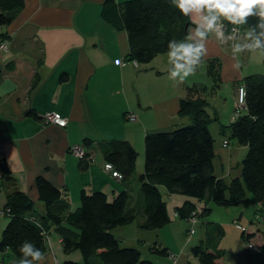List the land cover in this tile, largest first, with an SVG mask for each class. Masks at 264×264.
<instances>
[{"label":"crops","instance_id":"0c3cea01","mask_svg":"<svg viewBox=\"0 0 264 264\" xmlns=\"http://www.w3.org/2000/svg\"><path fill=\"white\" fill-rule=\"evenodd\" d=\"M115 1L121 3L124 0ZM102 2L103 0H23V8L15 15L12 23L0 28V41L7 43L5 49H0V159H4L10 174L15 177L16 186L32 198L40 211L44 207L36 193V177L42 175L52 185L65 189L72 209V205L78 203L82 189H100L110 195L111 192H119L124 188L121 181L104 171L103 165L106 162L96 148L98 142L123 139L142 151L145 133L170 131L184 126L181 124L191 123L189 116H180L177 112L179 101L186 96V88L190 86L186 85L185 88L183 83L177 86V82L171 79L170 85L164 86L161 82L164 72L158 67L145 68V65L142 68L141 64L134 67L127 59L129 47L126 32L112 27L101 17ZM194 21L189 17L191 24L187 28V35L198 23L195 19ZM240 30L242 33L245 31L242 27ZM193 41H196L195 38ZM230 43L229 48L232 47V42ZM206 46V58H217L221 62L222 82H235L238 87L242 80L239 76L241 71L237 70L235 57L229 55L230 50L224 54L218 48L222 46L213 40ZM160 54L163 55L154 64H159L160 67L169 64L171 71L172 64L168 62L167 52ZM116 59L123 61L124 65L117 64ZM153 60L154 58L151 61ZM63 73L67 77L65 79L64 75L61 80ZM208 81L202 82L205 84ZM191 85L197 86L198 94L203 98L205 90L198 87L199 83ZM31 110L32 114L29 113ZM50 112L66 118V125L59 128L52 123L45 124L40 117ZM129 112L136 114L135 121L126 119ZM85 138L91 139L92 144L82 149L80 146ZM74 146L91 153L93 162L84 170L80 169L77 157L70 153ZM242 147H237L236 151ZM238 152L243 154V150ZM140 157H143L142 153ZM235 161L228 162L225 176L231 175L232 169L237 167ZM137 162L140 164L138 167L143 170V158H138ZM220 166L223 175L224 167ZM233 173L238 174L239 169ZM1 178L0 171V210H3L6 198ZM132 186L135 190L138 184ZM159 190L165 196L163 199L167 203V211L169 204H173V213L174 207L181 204L184 198L169 195L162 187ZM200 205L201 202L198 206ZM259 206L261 207L256 200L247 196L239 205L223 208L227 214L223 220L216 218L200 221V218H196V221L190 222L177 220L174 216L186 234L190 228L193 229L190 237L180 236L179 240L174 228L179 240L174 245L167 243L163 236L160 239L161 230L143 235L145 237L146 234H151L150 240L141 235L140 237L148 243L157 239L162 247L170 251L179 249L177 264H190V257L185 256V250L196 234L195 226L200 230L198 243H201L206 236L207 222L213 221L226 227H223V237L217 244L224 252L220 264H262L264 252L251 251L233 226L234 220L239 221L249 232L256 233L251 243L256 246L262 244L264 208L258 213L259 219H255ZM215 207L221 208L212 206L211 214L216 210ZM246 220L251 224L249 227L243 224ZM7 221L5 214L0 213V230ZM173 223L175 221L171 220L168 226ZM228 227L232 230L231 237L227 236ZM168 230L175 238L173 229ZM55 232L52 230L47 236L43 264H57L68 257L78 260L77 253L68 256L63 254L57 232L53 238ZM116 238L120 240L123 237ZM15 260L18 259L8 250H0V264H13Z\"/></svg>","mask_w":264,"mask_h":264},{"label":"trees","instance_id":"16d2710c","mask_svg":"<svg viewBox=\"0 0 264 264\" xmlns=\"http://www.w3.org/2000/svg\"><path fill=\"white\" fill-rule=\"evenodd\" d=\"M22 6L23 0H0V28L11 24ZM100 14L109 25L126 32L127 59L141 65H146L159 53L168 52L169 40L183 41L187 35L183 32L189 17L182 16L170 0H124L121 3L103 0ZM258 21V17H250L248 24L241 27L246 30L252 26L254 34H258L260 29L254 27ZM262 61L264 64V58ZM207 66L209 76L220 80L218 59L209 60ZM64 75L66 79L63 73L61 80ZM238 87L240 92L241 89L244 92L243 97L239 93L244 111L230 120L227 126H221L220 132L228 129L230 138L245 146L246 152L234 167L239 169V173L229 180L223 175H215L213 160L216 155L209 124L217 118L209 114L206 109L208 101L198 94L195 85L186 88V96L180 99L177 111L180 116H189L191 123L170 131L144 134L143 170L136 179L139 186L135 190L130 180L135 172L137 152L123 139L101 141L96 148L106 162L103 169L107 164L111 166L104 171L121 181L124 188L110 195L100 189H82L76 209H71L65 189L57 188L41 175L34 180L38 200L44 207L40 211L32 198L16 186L15 177L1 158V187L6 203L0 213L5 214L8 221L0 230V250H8L19 259L22 255L19 249L28 241L45 254L47 236L53 230L60 237L63 254L77 253L80 257L79 261L68 257L57 264H155L142 259L137 248L121 247L120 240L111 231L130 225L137 218L140 220L137 226L142 231L166 227L172 219L160 187L169 195L184 198L173 210L174 216L180 220L208 217L212 206H237L247 196L261 205L255 216L259 219L258 213L264 208V74L251 73L242 78ZM222 141L229 147L228 140ZM91 144L92 140L85 138L80 147L85 149ZM77 159L81 170L93 162L91 153L86 150ZM37 223L42 227H37ZM233 226L245 244L264 252V235L262 244L256 246L251 243L255 232H249L236 220ZM223 231L219 223L207 222L204 240L190 249L198 264H220L224 252L217 244L223 237ZM158 242L156 239L150 244V253L156 257H168L172 251Z\"/></svg>","mask_w":264,"mask_h":264},{"label":"rangeland","instance_id":"374dc122","mask_svg":"<svg viewBox=\"0 0 264 264\" xmlns=\"http://www.w3.org/2000/svg\"><path fill=\"white\" fill-rule=\"evenodd\" d=\"M193 19H195L198 23L200 22L199 17H197V16H194ZM195 27H193V28H195ZM233 28H234L233 25L225 22L224 37L220 41H216L214 39V34H210L208 37V41L213 40L214 43L217 42L218 44H220L222 46V47L218 46V48L221 52L223 51V53H224V52L230 50L229 55L233 56L231 48L228 47V43L231 44L230 42H232V45H233L236 42H239V43L249 42V41H245L242 39L243 33L240 30L241 27H239V31H237L236 29H233ZM233 31L235 32L234 33L235 36L233 34ZM229 35H232L233 38L229 39L228 38ZM227 41H229V42H227ZM226 42H227V44H226ZM205 43L207 44L208 42L206 41ZM226 53H228V52H226ZM161 55H163V54H160L159 57H157V58L155 57L156 59L154 58V60L149 62L148 64H146V66L142 65V68L144 66H145V68L146 67L147 68L148 67H158L161 70V72H164L161 82H163L164 86L168 87L170 85V82H169L170 79H169V73H167V72H170L169 69H170L171 65L167 64V65L160 67L159 64H154V62L156 60L160 59ZM236 55L237 56H234L235 57L234 59L237 61L236 63L240 67V68L239 67L237 68V70L241 71V74H239L240 80L243 77L250 75L251 73H256V74L262 73V74H264V64H263L262 58L254 55V54L248 53L247 51L242 52V53H237ZM204 59H205V63L202 65V67L197 69V72L194 76L188 77L187 80L185 82H183V84H184L185 88L187 86H190V87L194 86V85H191L194 82H196L197 84L199 83L200 86L204 85L201 87H204V89H205V91L203 92L204 93L203 98H204V100L208 101V105H207L206 109L211 116H216V118H217V120H213L209 124L210 133L212 134V137L214 139V143H213L214 147H215L214 150H215L216 155H217L213 160V165L215 167L214 172H215L216 176H221V169H220L221 166L220 165H222L224 167V169L222 170L223 177H225L226 179H231L232 176L236 175L233 172H236L237 169H235V168L232 169V172H231L232 174L229 176V178L224 176V173L226 172V167H228L227 166L228 162L229 161H235V160H236L235 162H241L242 158L245 155L246 148H245V146L242 145L243 146L242 147L238 143H236V141L233 138H230V132L228 129H225L223 131L224 134L221 133L220 130H221V126H227L229 124L230 120H232L237 114L243 113V111H244L241 107V103L240 104L238 103V101H239L238 96L240 93V91H239L240 87H236L237 85H235L236 84L235 82L234 83L233 82L226 83L224 81L222 82L221 77H220V70H221L222 65H221V62L219 60H218V62H219L220 68H219L218 72H219L220 80L219 79L213 80V78L211 76H209V74H208L209 66H207L208 61L213 59V58L207 59L205 57ZM171 71H172V69H171ZM227 78L228 77H224V79H227ZM163 79H164V81H163ZM203 80H209L208 81L209 83L206 82L204 84L202 82ZM180 84L181 83H177V86H179ZM190 87H187V88H190ZM185 124H181V125H185ZM223 139L228 140V143H230L228 148H227V146L224 147L223 144L221 143V140H223ZM143 143H144V139L142 140V147H143ZM237 147L243 148V149L240 148V150H238L240 152H242V150H243L242 155H241V153L239 154V152L236 151ZM225 148H227V149H225ZM135 150L137 152V158L142 159V157H140V156H141V153L143 155L144 147H143L142 151L137 150V148H135ZM76 152H77L76 150L72 151L70 149V153L72 155H74V153L76 154ZM138 166H140V164H138V162L136 161V166L134 169L135 172L133 173L130 181L132 184H138V186H139V182L136 179H137L138 175L142 173V170ZM67 197H68V195H67ZM166 201H168L167 196H166ZM68 203H69V205H71L70 201H69V197H68ZM76 205H77V203L73 204L72 209H76V207H77ZM172 205L173 204H171V203L169 204L168 212L171 214L172 220L175 221V223H173L171 226L167 225L164 228L156 229L155 231L157 232V231L161 230L160 232H162V234H161V236H159V237H161L160 239H162V236H163V239H165L167 241V243L174 245L176 241L179 242L180 236L188 235V237H190V235L186 234L185 230L183 228L182 229L180 228L182 226L177 224L178 219L175 220L176 218H174V214L172 213ZM214 209H216V210H213V213L211 214V216L200 217V221L209 220V219L211 220V219H216V218H218L217 220H223L226 217L227 214L224 213L225 211H223V210H225V209H223V207H222V209L217 208V207H215ZM227 210H229V209H227ZM218 211H220V212H218ZM137 220H138V218L132 224H130L128 226L126 225V226H122V227H117L116 229H113L111 231L114 235H116V237L117 236L123 237L120 239V243H119L120 246L121 247L125 246V247L137 248L140 251V255H141L142 259H149V260L153 261L155 264H163L165 261L167 262V260H168L167 263H169L170 261H169L168 257H162V258L158 257V256L156 257L155 255L150 253L149 246L151 243H148V241L144 242L142 240L144 237L143 235L145 233H151V231L140 230L137 226ZM175 224H177V225L174 226ZM243 224H246L247 227H249L251 225L248 220L243 221ZM167 227H169V228H167ZM197 227L198 226H195V228H194L196 234H194V236L192 235L193 236L192 243L190 245H188L187 249L185 250V256L190 257V261H189L190 264H198L197 260L192 256L191 251H190L191 247L195 246L198 243V238L201 235L200 230ZM223 227L226 228L225 226H223ZM170 228L173 229V233H174V228H175V232L178 233V239L179 240L177 239L175 233H174V235H175V238H174V236L169 232L168 229H170ZM231 231H232L231 228L228 227V231H227L228 237L232 236V233H230ZM156 232H154V233H156ZM154 233L152 234V236L154 235ZM140 235L143 237H140ZM55 236H56V232L53 233V238H55ZM145 238H147V240H150L151 234H146L144 239ZM139 239H141V241ZM152 241H150V242H152ZM172 252L177 256V254H179V249H177V251H172ZM79 260H80V257L78 258L77 261H79Z\"/></svg>","mask_w":264,"mask_h":264},{"label":"clouds","instance_id":"9594fccd","mask_svg":"<svg viewBox=\"0 0 264 264\" xmlns=\"http://www.w3.org/2000/svg\"><path fill=\"white\" fill-rule=\"evenodd\" d=\"M182 16L193 19L199 17L200 22L191 28L183 41L172 39L168 42V62L172 64L169 79L183 83L188 77L194 76L197 69L205 63L207 46L210 34L220 41L224 37L225 22L234 26L239 31V26L248 24L250 17H258L259 21L254 26L260 29L254 34V28L249 26L243 33L242 39L247 43H235L231 47L233 56L247 51L260 58H264V0H170ZM193 22L194 19H193ZM197 42L193 43V39ZM232 39V35H229ZM239 67V65H236ZM242 97L244 95L241 89ZM243 102V99L242 101ZM37 227H42L36 224ZM19 251L21 257L13 264H43L45 255L32 242H24Z\"/></svg>","mask_w":264,"mask_h":264},{"label":"built area","instance_id":"2783aa9c","mask_svg":"<svg viewBox=\"0 0 264 264\" xmlns=\"http://www.w3.org/2000/svg\"><path fill=\"white\" fill-rule=\"evenodd\" d=\"M235 32L233 31V34H234ZM234 36H235V34H234ZM6 48V46H5V42H2V43H0V49L2 50V49H5ZM117 64H120V65H124V63H123V61L121 62V60H119V59H116V61H115ZM133 65L134 66H136V62H133ZM241 93V92H240ZM242 101V98H241V95H239V101H238V103L240 104V103H242L241 102ZM43 118H44V120H45V122L46 123H53V124H55V125H57V126H59V127H62V126H64L65 124H66V119L65 118H63V117H60L57 113H54V112H50V113H45L44 115H43ZM126 119L129 121V120H131V121H135L136 120V114H134V113H131V112H129V113H127V116H126ZM222 144H223V146L224 147H226L227 146V144H226V142L225 141H222ZM72 151H74V150H76L77 152H76V154L74 153V155L73 156H75V157H81V155L83 154V150L80 148V147H74L73 149H71ZM111 168V166H110V164H107V165H105L104 166V169L105 170H109ZM114 176H116V177H118V175L115 173V172H113L112 173ZM196 221V219H195V217H193V218H191V220H190V222L191 221ZM192 231H193V229L192 228H190L189 229V234L190 233H192ZM248 245V247H250L253 251H256V249L251 245V244H247ZM168 258H169V263H167V264H177V262H178V257L174 254V253H172V252H170L169 254H168Z\"/></svg>","mask_w":264,"mask_h":264},{"label":"bare ground","instance_id":"6f19581e","mask_svg":"<svg viewBox=\"0 0 264 264\" xmlns=\"http://www.w3.org/2000/svg\"><path fill=\"white\" fill-rule=\"evenodd\" d=\"M189 23H190V22H189ZM190 24H191V23H190ZM2 42H5V46H6V44H7L6 41H4V40L0 41V43H2ZM131 62H132V64H133V62H136V61H131ZM138 64H139V63L136 62V66H134V67L137 68ZM54 113H56V112H54ZM58 115H59V114H58ZM59 116H60V115H59ZM126 116H127V115H126ZM126 116H125V117H126ZM60 117H62V116H60ZM40 118H42L43 121L45 122V120H44V118H43V115H42ZM63 118H64V117H63ZM65 119H66V118H65ZM66 123H67V120H66ZM45 124H49V123H46V122H45ZM52 124H53V123H52ZM54 125H55V124H54ZM65 125H66V124H65ZM65 125H64V126H65ZM56 126H57V125H56ZM64 126H62V127H64ZM57 127H59V126H57ZM62 127H59V128H62ZM74 147H76V146H74ZM74 147H72V149H73ZM82 155H83V154H82ZM82 155H81V156H82Z\"/></svg>","mask_w":264,"mask_h":264},{"label":"water","instance_id":"95a60500","mask_svg":"<svg viewBox=\"0 0 264 264\" xmlns=\"http://www.w3.org/2000/svg\"><path fill=\"white\" fill-rule=\"evenodd\" d=\"M189 25H190V23H187V24L185 25V27H184V32H183V33L187 34V28H188Z\"/></svg>","mask_w":264,"mask_h":264}]
</instances>
